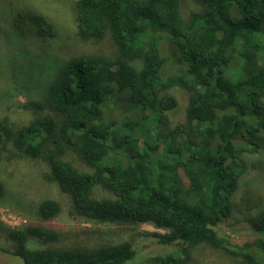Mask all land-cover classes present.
<instances>
[{
    "label": "trees",
    "instance_id": "trees-1",
    "mask_svg": "<svg viewBox=\"0 0 264 264\" xmlns=\"http://www.w3.org/2000/svg\"><path fill=\"white\" fill-rule=\"evenodd\" d=\"M181 1L74 0L77 37L108 36L118 56L53 57L47 68L25 63L30 74L22 82L33 98L21 107L31 118L18 128L0 119V162L12 149L45 161L41 178L67 195L71 218L163 231L152 236L179 254L147 264H185L199 244L264 264V211L251 241L233 244L216 231L230 213L242 155L264 154V0H194L201 10L187 20ZM28 20L37 33L51 29L41 17ZM17 27L6 36L22 40ZM27 54L20 44L19 60ZM17 67L0 71L12 96L21 87ZM175 87L186 92L185 123L172 128L167 113L177 101L168 91ZM113 104L122 116L107 121L102 110ZM66 150L90 171L75 169ZM96 188L111 198L93 197ZM59 212L54 200L36 207L41 221ZM2 228L23 264H127L136 256L128 242L58 248L56 230Z\"/></svg>",
    "mask_w": 264,
    "mask_h": 264
},
{
    "label": "rangeland",
    "instance_id": "rangeland-1",
    "mask_svg": "<svg viewBox=\"0 0 264 264\" xmlns=\"http://www.w3.org/2000/svg\"><path fill=\"white\" fill-rule=\"evenodd\" d=\"M73 2L74 0H0V71L8 70L10 64L21 68V73L18 74L21 87L15 90L13 96L7 92V81L2 79L0 73V119L7 118L16 128L26 125L31 118V114L21 107L33 98L32 95L28 97V92L33 91L26 89L22 82L25 78L23 73L30 74L25 63L35 61L40 64V68L45 65L47 68L49 60L53 57L67 60L76 54L103 55L110 59L118 56L116 47L108 36L101 40L85 41L77 37ZM200 10V4L194 0H182L179 5V14L184 20H187L191 13ZM28 16L44 19L51 27L50 31L45 34L37 33L36 26L28 20ZM16 25L23 34L22 40L12 39L9 34L6 36L10 28L16 29ZM20 44L30 56L24 55L19 60ZM131 64L141 66L139 62ZM168 94L177 101L176 108L167 113L173 128L185 123L186 92L175 87L170 89ZM108 106L102 110L105 120L112 121L122 116V113L116 110L117 105ZM138 117L139 115L135 114L132 118ZM142 139L144 138L140 135L139 142ZM64 159L80 172L90 171L80 155L71 150L65 151ZM241 160L239 184L230 199V213L216 227L217 233L233 244H242L258 237L253 222L257 215L264 211V154L246 153L242 155ZM47 169L46 162L41 158H31L13 149L3 157L0 162V182L3 186V196L0 198L1 225L22 228L28 224H37L46 229L56 230L60 239L54 246L58 248L71 246L94 248L128 242L135 250L136 256L127 264H147L154 257L178 256V247L164 246L157 242L152 234L163 231L156 230L150 225H101L80 217L71 218L68 216L70 202L67 195L62 193L56 184L47 183L41 178ZM178 175L186 182L181 170L178 171ZM93 197L110 199L111 194L96 188ZM44 200H54L60 207L59 214L49 221H41L36 213L37 205ZM3 226H0L1 230ZM38 246L31 245L32 248ZM0 264H23L12 255L9 244L1 235ZM185 264L244 263L241 258L234 257L224 250L199 244L192 249Z\"/></svg>",
    "mask_w": 264,
    "mask_h": 264
}]
</instances>
